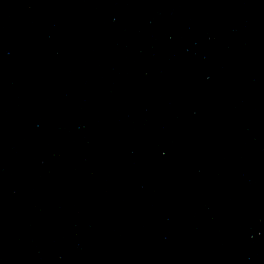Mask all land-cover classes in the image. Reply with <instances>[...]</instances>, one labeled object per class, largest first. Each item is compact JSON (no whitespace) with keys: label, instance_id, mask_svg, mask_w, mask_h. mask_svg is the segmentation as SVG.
<instances>
[{"label":"water","instance_id":"1","mask_svg":"<svg viewBox=\"0 0 264 264\" xmlns=\"http://www.w3.org/2000/svg\"><path fill=\"white\" fill-rule=\"evenodd\" d=\"M0 264H264V0H0Z\"/></svg>","mask_w":264,"mask_h":264}]
</instances>
